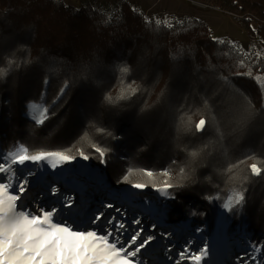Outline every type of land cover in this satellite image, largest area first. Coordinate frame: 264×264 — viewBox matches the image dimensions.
<instances>
[{"label": "trees", "instance_id": "1", "mask_svg": "<svg viewBox=\"0 0 264 264\" xmlns=\"http://www.w3.org/2000/svg\"><path fill=\"white\" fill-rule=\"evenodd\" d=\"M201 1L237 14L264 48V0ZM0 69L2 151L24 144L74 159L83 151L111 197L144 183L133 201H155L166 224L191 232L213 233L232 191L242 190L227 230H242L264 252V172L249 169L264 168V91L256 79L264 77V55L214 38L203 19L166 24L128 0H118L112 15L64 0H0ZM31 104L49 108L42 125L28 116ZM201 118L207 123L198 131ZM165 180L175 185L168 195L159 190Z\"/></svg>", "mask_w": 264, "mask_h": 264}, {"label": "rangeland", "instance_id": "2", "mask_svg": "<svg viewBox=\"0 0 264 264\" xmlns=\"http://www.w3.org/2000/svg\"><path fill=\"white\" fill-rule=\"evenodd\" d=\"M68 4L76 7L82 4L92 6L106 11L112 15L116 11L118 0H64ZM134 7L143 11L148 19L170 24L175 19L181 20L184 17H196L207 21L212 29L213 37L219 40L229 38L235 45L244 52H255L264 55V48L258 37H250L245 25L237 20L238 15L225 9H220L211 3L201 0H128ZM240 17V15H239ZM252 26L256 29L257 22ZM32 105V104H31ZM27 114L32 118L30 105ZM0 149V153H3ZM25 172L33 170L34 175L29 177L28 191L22 195L32 209V206L40 205L46 209L57 203L60 194L71 195L74 198L73 207L70 214L65 212L64 218L73 223L74 229L93 228L90 224L91 217L99 212L104 213L107 218L116 217L122 220L127 228L123 239L137 228H143V235H152L155 239L151 245L142 250V261L146 264H195L191 258L180 259L179 254L187 251V257L198 254L205 245L208 248V255L200 264H244V260L252 254L253 245L250 235L244 234L242 230L230 234L227 227L230 224L228 209L224 206L218 214L215 231L213 233L191 232L185 230L184 225H170L163 221V212L157 215L158 204L155 201L143 199V204H136L133 199L138 194L139 189L128 188L117 196L111 197L109 191L103 183V175L99 169L90 165L84 158L73 159L62 163L53 169L50 164L40 162L39 165L26 162L25 166H20ZM2 175V174H0ZM94 176L97 179H92ZM57 188L59 192L52 194L49 189ZM12 194H15L10 189ZM165 195V194H164ZM111 204L109 208L106 205ZM20 201H17L19 209ZM119 209V211H117ZM141 221L140 225H134V219ZM55 222V217H53ZM221 223L222 229L218 233ZM188 226V224H186ZM239 231V232H238ZM99 234V233H98ZM260 255L264 252L260 250ZM259 259V255L257 256ZM249 264H252L249 261Z\"/></svg>", "mask_w": 264, "mask_h": 264}, {"label": "snow or ice", "instance_id": "3", "mask_svg": "<svg viewBox=\"0 0 264 264\" xmlns=\"http://www.w3.org/2000/svg\"><path fill=\"white\" fill-rule=\"evenodd\" d=\"M12 63L14 61L10 59L9 64ZM240 63L243 64L244 61L241 60ZM121 70L126 72L127 68ZM2 74L3 69H0V75ZM247 75H251V72ZM256 79L261 82V88L264 91V77L258 76ZM66 87L65 83L53 98V104L59 101ZM131 91L134 93L135 90ZM107 99L111 100V97ZM30 112L36 124L42 125L49 118V108L46 105L32 104ZM206 123L205 119H199L195 124L196 130H204ZM94 147L101 157L105 155L103 149ZM80 155L88 159L83 151H80ZM74 158L65 151H30L24 144H17L13 149L0 153V174H2L0 175V264H146V261L141 260L142 250H146L155 237L143 235L142 227L132 231L127 239H123L126 224L122 220H117L116 217L107 218L104 222V213L99 212L89 221L93 228L76 227L74 229L73 223H69L63 215L65 212L70 214L73 207L74 198L71 195L60 194L57 203L47 209L35 204L30 209L26 203L27 198L21 199L22 195L28 191L29 177L35 173L33 170L25 172L20 166H25L26 162L37 165L45 162L55 169ZM249 169L254 176H260L264 172V168L256 163L249 165ZM134 171L129 169L128 174L123 178L125 182H128L129 175ZM180 171L183 173L184 170ZM143 174L148 177L153 175L150 171H144ZM163 175L167 176L168 173L165 172ZM146 186L144 183L132 185L137 189H143ZM174 186L165 180L163 187L159 190L168 195L167 190ZM10 189L15 194H12ZM49 191L55 195L59 189L50 187ZM244 200V191L233 190L224 207L231 211L236 205H242ZM17 201H20L19 209ZM106 207L111 208L113 205L108 204ZM132 223L140 225L141 221L137 218ZM250 247L252 254L245 253L248 259L244 260V264H249V261L252 264H264V255H260V248L256 245ZM207 255L206 245L199 250L198 254H193L191 257H187V251L179 254L181 260L191 258L195 264H200Z\"/></svg>", "mask_w": 264, "mask_h": 264}, {"label": "bare ground", "instance_id": "4", "mask_svg": "<svg viewBox=\"0 0 264 264\" xmlns=\"http://www.w3.org/2000/svg\"><path fill=\"white\" fill-rule=\"evenodd\" d=\"M221 211H222V210H221ZM218 226H220V227L222 226L220 222H219V225H218Z\"/></svg>", "mask_w": 264, "mask_h": 264}]
</instances>
